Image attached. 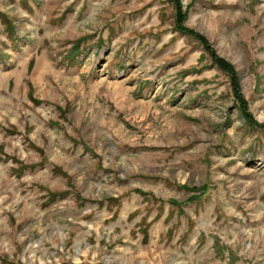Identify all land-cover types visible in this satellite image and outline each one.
<instances>
[{"label": "rangeland", "instance_id": "rangeland-1", "mask_svg": "<svg viewBox=\"0 0 264 264\" xmlns=\"http://www.w3.org/2000/svg\"><path fill=\"white\" fill-rule=\"evenodd\" d=\"M0 264H264V0H0Z\"/></svg>", "mask_w": 264, "mask_h": 264}, {"label": "trees", "instance_id": "trees-1", "mask_svg": "<svg viewBox=\"0 0 264 264\" xmlns=\"http://www.w3.org/2000/svg\"><path fill=\"white\" fill-rule=\"evenodd\" d=\"M180 8L178 7V10H177V13L179 14V19H181V15H180ZM178 30L180 31V32H183V33H191V32H187V31H184L182 28H180L179 26H178ZM207 47V46H206ZM208 49V48H207ZM209 51V50H208ZM210 52V55H211V57H212V59H213V61H214V63H216L217 65H218V67L219 68H222V69H224L225 71L226 70H232L231 69V67L229 66V65H227L226 63H224V62H222L221 60H219L218 58H215L214 57V55H213V53L211 52V51H209ZM230 75H232V73H230ZM233 80V79H232ZM234 81V80H233ZM235 90H234V94H235V97L237 98V101H239L240 103L241 102H243V100H242V97L239 95V96H237V91H236V88H234Z\"/></svg>", "mask_w": 264, "mask_h": 264}]
</instances>
